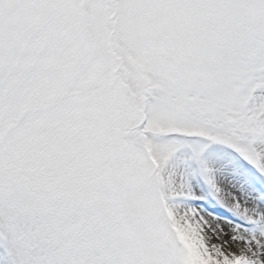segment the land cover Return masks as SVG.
Instances as JSON below:
<instances>
[{"label":"snow or ice","instance_id":"1","mask_svg":"<svg viewBox=\"0 0 264 264\" xmlns=\"http://www.w3.org/2000/svg\"><path fill=\"white\" fill-rule=\"evenodd\" d=\"M0 264H264V0H0Z\"/></svg>","mask_w":264,"mask_h":264},{"label":"rangeland","instance_id":"2","mask_svg":"<svg viewBox=\"0 0 264 264\" xmlns=\"http://www.w3.org/2000/svg\"><path fill=\"white\" fill-rule=\"evenodd\" d=\"M221 211H225L224 209H221ZM230 215V214H229Z\"/></svg>","mask_w":264,"mask_h":264}]
</instances>
